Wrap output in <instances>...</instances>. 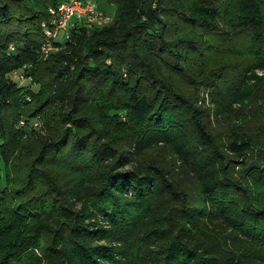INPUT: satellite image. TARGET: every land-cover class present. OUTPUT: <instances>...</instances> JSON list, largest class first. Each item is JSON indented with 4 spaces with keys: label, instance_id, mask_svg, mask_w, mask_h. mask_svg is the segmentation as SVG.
I'll use <instances>...</instances> for the list:
<instances>
[{
    "label": "trees",
    "instance_id": "1",
    "mask_svg": "<svg viewBox=\"0 0 264 264\" xmlns=\"http://www.w3.org/2000/svg\"><path fill=\"white\" fill-rule=\"evenodd\" d=\"M66 1L0 0V163L6 174L0 189V264H30L35 256L29 249L37 251L40 245L23 224L16 227L14 214L21 215V222L43 220L44 215L51 222L63 214L68 221L65 234L93 264H244L241 255L202 229L207 212L188 204L187 198L181 209L154 215L150 229L135 234L137 218H150L146 213L152 197L169 184L161 177L148 178L147 171L156 167H145L144 174L142 167H129L127 155L129 147L139 149L144 143L171 145L215 213L223 214L249 244L264 249L262 203L239 194L240 188L215 176L212 168L189 164L179 131L192 120L188 114L195 101L177 84L178 77L183 82L197 77L193 67L202 68L212 53L249 55L252 71L264 72V0H108L115 8L111 24L90 29L76 24L67 39L52 42L44 57L51 11ZM22 67L38 87L36 93L31 91L24 113L15 86L6 83L7 76ZM223 68L221 63L205 68L199 83L205 81V87L213 89L226 82ZM240 89L227 90L228 99L217 96L215 105L223 110ZM94 114L106 120L120 115L112 123L122 134L117 155L110 142L99 141L102 130L95 126ZM22 116L45 117L59 134L39 136L36 150H24L25 134L15 129ZM241 120H256L255 133L218 141L197 136L196 141L211 149L214 164L247 163L254 171L251 178L264 188V95ZM8 165L12 169L6 170ZM91 175L98 177L96 185L86 191ZM5 195L17 197L18 206L9 205ZM92 219L108 224L97 233L112 231L121 250L112 254L102 246L77 244L87 243L86 237L95 233ZM62 258L71 259L63 253Z\"/></svg>",
    "mask_w": 264,
    "mask_h": 264
},
{
    "label": "rangeland",
    "instance_id": "2",
    "mask_svg": "<svg viewBox=\"0 0 264 264\" xmlns=\"http://www.w3.org/2000/svg\"><path fill=\"white\" fill-rule=\"evenodd\" d=\"M93 1L96 3L97 9L106 15L110 20L109 24H111L115 18V8L110 6L108 0ZM64 37L65 36L60 35L59 40L63 41ZM249 59L251 61L248 62L247 60ZM217 63H221V65L224 66L222 72L224 73V76H226L224 79L227 78L226 82L220 81L222 82L221 85H216L217 87L213 89L210 85L206 88L205 86L207 83L205 81L203 82L204 86L202 83H199L202 76L200 73L202 72L203 74L205 68L212 67ZM252 64L253 61L249 55L212 53L207 56V61L203 64L202 68L193 67L194 70L198 72L197 77H189L190 80L186 82H183V79L178 77V79H180L179 81L177 80L178 86H183L181 88L187 90L185 94L190 96L192 103L195 101L193 104L196 105L191 109V114H188L192 120H186L185 125H183V128H186L179 131V135L183 136L179 142H182L184 149L187 151V160L191 166L202 167V169L212 168L213 171L217 173L215 176L220 179L226 178L234 184L236 189L240 188L242 192H238L239 194L247 193L253 198L254 202L258 201L259 203H262L261 206H264V188L260 183H255L256 180L251 178L254 171L247 167V163L244 161H241L240 163L229 161L226 163L214 164L215 157H212L211 149L202 148L200 142L196 141L197 136H201L203 140L210 138L218 141L226 136H233L235 138L239 137L245 134L244 132L246 131L249 133H255L256 120H241V116L247 114L252 106L264 95V72L258 73L254 70L252 71ZM25 68L29 71L31 70V66L29 65ZM25 68L22 67L19 70L13 71L6 78V83L9 86L14 85L18 92L19 109L22 113L26 111L27 104H30L32 100L31 94L33 92L31 93V91L34 90L36 93L38 90L35 82L26 76V73L24 72ZM211 72L212 71L209 73ZM256 78L259 79L257 85H255ZM246 79L249 81L245 83L247 89H244L242 84ZM239 87L241 89L236 93L238 97L233 101H226L223 110L215 105L214 98L222 96L228 99L225 96L226 91L230 88ZM33 96L36 97L35 95ZM116 97L115 100L118 99V96ZM227 111L229 114L225 115V112ZM94 116L93 120H98L95 122V126L99 130H102V136L99 138V141L104 140V142H110L113 148V153H116L117 155L120 146L118 141L122 134L120 129H113L112 123L114 121L117 122V119H120V115H110V118L107 117V120L110 122H107L105 117L101 114H99V117L95 114ZM121 117V120H124L125 122L126 118H123L124 115H121ZM18 120L19 122L15 129L25 134L23 136V138L26 139L23 140L25 144L23 148L24 150H36L35 142L36 140L39 141V136H45L48 134H50V136H56L59 134V128L56 130L57 127H54V125L46 121L49 119H46L45 117L25 119L22 116L19 117ZM147 145L149 144L144 143L143 147H140L139 149H137L136 146L129 147L127 158L129 161L132 160V163L128 166L132 168H135L136 166L142 167L143 174L147 169L145 167H156V169H150L147 171L148 178H151V180H157V178L161 177V180L165 183L168 180L167 182L169 186H173L174 195H172L171 199L170 192H172V188L166 186L164 190V187H162L160 193L155 194V196L152 197L150 210L146 213L150 218L147 220L144 219L143 216H139L134 226V233H141V236L144 229H146V231L150 229H147V227L150 226V219L154 215H166L171 210L181 209V205L184 201L183 199L187 198L186 202L188 204L200 207L207 212V216L202 224V229L205 232L214 235L223 248L237 255H241L244 264H264V249L249 244L240 234L238 229L234 228L229 222H227V219L223 214L215 213L211 208V205L207 202L209 197H207V195H201L199 184L195 180L196 178L194 175H189L183 164L178 161V157L171 145L160 143L159 145L152 144L149 145L150 147H146ZM145 147L146 149H143ZM138 150L141 151L138 152ZM110 161L111 160H108L105 164H109ZM106 166L107 165L103 166V170ZM8 168L12 169V166L8 165L6 170H8ZM81 168L84 169V166ZM13 175H15V173H13ZM4 177H6L5 169L0 163V189L5 186L3 182ZM97 178H94L91 175V179L89 180L90 183H88L86 191H90L95 187L96 184L94 185V181H96ZM3 193L4 190L0 192V195ZM4 197L10 196L5 195L2 198ZM6 202H8L9 205L12 204L13 207H17L19 199L15 197L14 200L10 197ZM178 212L179 211H177L176 214H178ZM11 217L13 218L16 227H18L17 225H20V223L23 224L24 230L26 229V234L32 233L36 237V240L39 239L40 245L37 251L33 250L34 248H30L31 250L29 249V251H33V256H35L30 264H93L92 262H86V255L83 252H78V248L71 243L73 237H69L68 234H65L64 229L68 221L64 218L63 214L54 218L51 222L50 219L48 220V215H44L45 219L43 220L39 217H33V222L26 221L27 219H24L21 222V220H19L21 217L20 214H14ZM91 222L96 225V227L92 228L93 230L95 229L93 231L95 233L90 234V237H86L87 243L81 241L77 243L78 245H88L91 249L102 246L107 248V251L112 254H114L115 250L122 249V247H118V239L111 238V235L113 234L112 231L109 230L110 232L108 235L102 234L101 232L97 233L100 231L97 228L108 227L106 222L99 219H92ZM65 241L69 246L61 243ZM81 249H83V247ZM62 253L69 255L71 259L65 262L62 258Z\"/></svg>",
    "mask_w": 264,
    "mask_h": 264
},
{
    "label": "built area",
    "instance_id": "3",
    "mask_svg": "<svg viewBox=\"0 0 264 264\" xmlns=\"http://www.w3.org/2000/svg\"><path fill=\"white\" fill-rule=\"evenodd\" d=\"M53 20L51 28L46 30L45 35L48 42L42 47L44 57L52 50V42H59L60 35L69 36V29L76 24H81L85 28L107 26L110 20L104 13L97 9L96 3L91 0H67L55 11H51Z\"/></svg>",
    "mask_w": 264,
    "mask_h": 264
},
{
    "label": "crops",
    "instance_id": "4",
    "mask_svg": "<svg viewBox=\"0 0 264 264\" xmlns=\"http://www.w3.org/2000/svg\"><path fill=\"white\" fill-rule=\"evenodd\" d=\"M99 10V9H98Z\"/></svg>",
    "mask_w": 264,
    "mask_h": 264
}]
</instances>
